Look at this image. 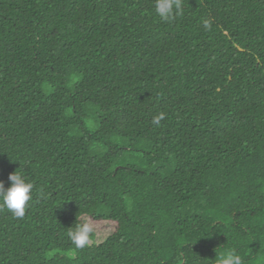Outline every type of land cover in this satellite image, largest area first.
Returning a JSON list of instances; mask_svg holds the SVG:
<instances>
[{
  "label": "trees",
  "instance_id": "trees-1",
  "mask_svg": "<svg viewBox=\"0 0 264 264\" xmlns=\"http://www.w3.org/2000/svg\"><path fill=\"white\" fill-rule=\"evenodd\" d=\"M183 3L0 0V264H264V0Z\"/></svg>",
  "mask_w": 264,
  "mask_h": 264
},
{
  "label": "clouds",
  "instance_id": "clouds-1",
  "mask_svg": "<svg viewBox=\"0 0 264 264\" xmlns=\"http://www.w3.org/2000/svg\"><path fill=\"white\" fill-rule=\"evenodd\" d=\"M153 8L156 17L165 23H169L185 14L183 0H153ZM212 27L210 20L203 21V28L210 30ZM165 118L164 113H159L152 118V123L159 126L160 121ZM9 186L5 187L0 181V208H5L14 218L22 219L25 216L26 208L33 199L34 184L27 177L17 170L8 175ZM40 195L44 192L41 189ZM93 229L87 223L82 224L78 229L70 232L69 238L77 249L85 248L90 241V234ZM217 264H243V259L235 250L223 252L215 255Z\"/></svg>",
  "mask_w": 264,
  "mask_h": 264
},
{
  "label": "rangeland",
  "instance_id": "rangeland-1",
  "mask_svg": "<svg viewBox=\"0 0 264 264\" xmlns=\"http://www.w3.org/2000/svg\"><path fill=\"white\" fill-rule=\"evenodd\" d=\"M90 225V222H88ZM114 224L111 223H101L99 225V230H95V233L93 234V238L91 239L90 243H100L102 240H104L108 235L109 232H112L114 230Z\"/></svg>",
  "mask_w": 264,
  "mask_h": 264
}]
</instances>
